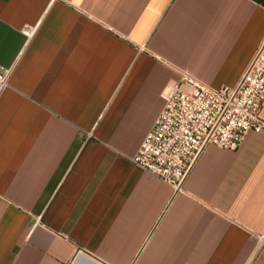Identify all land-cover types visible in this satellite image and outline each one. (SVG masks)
<instances>
[{
    "label": "crops",
    "instance_id": "obj_1",
    "mask_svg": "<svg viewBox=\"0 0 264 264\" xmlns=\"http://www.w3.org/2000/svg\"><path fill=\"white\" fill-rule=\"evenodd\" d=\"M263 39L264 0H0V264H264V132L181 192L132 163L161 92Z\"/></svg>",
    "mask_w": 264,
    "mask_h": 264
},
{
    "label": "built area",
    "instance_id": "obj_2",
    "mask_svg": "<svg viewBox=\"0 0 264 264\" xmlns=\"http://www.w3.org/2000/svg\"><path fill=\"white\" fill-rule=\"evenodd\" d=\"M11 71L0 68V95ZM159 97L163 108L132 163L181 192L207 147L236 151L248 134L264 132V39L233 87L212 89L185 76Z\"/></svg>",
    "mask_w": 264,
    "mask_h": 264
},
{
    "label": "rangeland",
    "instance_id": "obj_3",
    "mask_svg": "<svg viewBox=\"0 0 264 264\" xmlns=\"http://www.w3.org/2000/svg\"><path fill=\"white\" fill-rule=\"evenodd\" d=\"M184 91H186V89H183Z\"/></svg>",
    "mask_w": 264,
    "mask_h": 264
}]
</instances>
